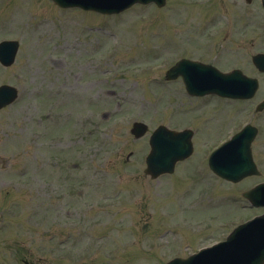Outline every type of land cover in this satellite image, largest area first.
Here are the masks:
<instances>
[{
	"label": "rangeland",
	"instance_id": "obj_1",
	"mask_svg": "<svg viewBox=\"0 0 264 264\" xmlns=\"http://www.w3.org/2000/svg\"><path fill=\"white\" fill-rule=\"evenodd\" d=\"M197 1L169 0L161 11L135 7L115 17L62 11L43 0H11L8 11L0 4V24L11 25L0 39L20 41L15 66L0 69V84L22 90L20 102L0 112V155L11 160L0 168V183L16 187L5 203L14 212L10 221L25 219L28 231L27 248L8 255L12 264H153L146 251L151 244L162 246L165 225L176 232L174 222L186 223L169 238L185 242L181 235L197 234L207 223L221 226L259 213L243 208L241 192L264 178V130L255 147L259 177L233 185L203 168L199 183L189 179L193 162L185 173L157 181L144 174L148 138L158 126H191L202 151L221 139L215 140L218 124L238 123L242 112L239 103L207 105L187 97L180 82L165 83L166 70L151 73L153 65L170 66L180 52L208 63H239L262 84L252 103L264 95V76L251 69V56L264 50L258 7L206 0L199 8ZM210 17L220 20L217 26L227 25V32L203 26L198 43L183 41ZM252 19L257 24L239 38L241 24ZM38 25L43 27L33 32ZM177 26L188 34L179 38ZM50 101L58 102L55 121L45 117ZM136 121L149 127L139 140L130 133ZM47 232L59 233L60 244L69 241L57 248L47 242ZM51 248L55 253L46 251Z\"/></svg>",
	"mask_w": 264,
	"mask_h": 264
},
{
	"label": "water",
	"instance_id": "obj_2",
	"mask_svg": "<svg viewBox=\"0 0 264 264\" xmlns=\"http://www.w3.org/2000/svg\"><path fill=\"white\" fill-rule=\"evenodd\" d=\"M77 1H79V2H73V4L80 6L84 9L97 10V11H100L102 13L112 14V13L120 12L123 9H125L127 6H129L130 4L137 2V1H140V0H137V1L134 0L132 3H129L123 7H117V8L112 6L114 4V3H111L113 0H77ZM143 2H147V0H145ZM158 4H159V6H162L164 4V0L158 1ZM17 48H18L17 43H14V44L6 43L0 47V51L2 52V55L5 57V58H3V62L5 64L9 65V64L13 63ZM172 71L175 74V77L182 73L179 68H175ZM208 83H205V84H208ZM247 83H252L253 88H255V85L253 84V82L247 81ZM4 89H6V88H2L1 93H3L5 96H7V98L5 100H0V107L7 105V103H9V98L12 97L11 94H14V91L10 90L9 92H11V93H10V96L8 97V95L6 93L7 91L5 90V93L3 92ZM213 90L214 89H204L201 91V90L193 89L190 91L196 95H204L208 92H212ZM228 91L231 93H221V94L226 95V96H230V97L239 96V94L234 93L233 90H228ZM146 130H147V128L145 125L138 123V124H135L134 129H133V133L136 135V137H141L145 134ZM161 133H162V131H161V129H159L155 133V135L153 136L152 142H151L153 150H152V154L150 155V157L148 159L149 169L151 172H153L154 177L158 176L159 174H161L163 172L171 171L172 170V164L175 160H177L179 158H184L189 154V153H184L183 151H177V153H174L171 156V158L172 159L175 158V160L170 161V157L168 155L163 154V151H166L165 150L166 147H162V148L160 147L159 148V145H161V143H163V140H164L163 138L161 140H159V135L160 136L162 135ZM173 134H176V133H173ZM156 157L158 158L157 160H155ZM219 173L222 174L221 172H219ZM240 174H242V173H240ZM263 262H264V258L262 259V261L259 262V264H263Z\"/></svg>",
	"mask_w": 264,
	"mask_h": 264
}]
</instances>
